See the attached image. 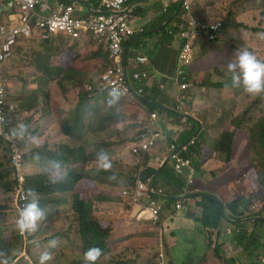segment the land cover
Segmentation results:
<instances>
[{
    "label": "rangeland",
    "instance_id": "1",
    "mask_svg": "<svg viewBox=\"0 0 264 264\" xmlns=\"http://www.w3.org/2000/svg\"><path fill=\"white\" fill-rule=\"evenodd\" d=\"M49 1L51 4L53 3V0ZM150 11H152V16L149 20H153V15L158 14L160 16L158 4L152 5ZM194 13L198 20L207 19L215 21L218 19L224 22V25L238 22L239 20L244 25L236 29L234 23H231L225 32L222 31L221 36L216 42H198L201 48L196 55L193 66L190 68L197 75H193L190 72L192 80H195L197 83L203 79L205 82L212 80L213 82L225 83L226 88L231 89L200 87L202 89H199L196 95L197 100L194 98L193 102L188 103L185 102L190 97L188 92L194 87H199L192 85L182 96H186V99L183 101L185 106H190L189 104H193L195 101L196 104L202 106L212 103L215 108L208 112L206 116L207 120L211 119L210 115H216V107L223 104L228 106V109L224 110V113L234 116L233 119L231 118V124L235 128L236 125H242L238 133L239 136L244 135L249 138V148L247 149L246 146L248 145L245 144L237 148L225 147L220 149L218 144L222 142V137L209 133L208 137H211V143L208 147L209 155L213 159H218L223 163L222 170L220 171L226 173L225 176L229 175L233 180L240 181L248 189L254 187L256 191H259V172L261 169L264 171V141L260 137V131L264 129V119L262 120L264 117V97L251 96L244 91L242 86L234 88L231 82V73L227 70V63L234 58L235 51L240 48H246L251 51L259 60L264 59V0H198ZM2 21L0 19V22ZM93 44L88 39L72 43L61 36L52 37L48 40L39 38L20 41L19 45L15 48L14 56L9 64V73L7 72L6 74L10 82L9 89L13 93L12 101L14 103L17 102V94L19 93L22 96L23 94L36 93L35 97L38 98L37 103L27 105L24 99L23 101L21 100V103L26 107H31L38 103H46L51 105L54 110L56 108V115H59L60 118L66 114L70 116V108L75 103L77 94L83 91V86L86 84H94L97 80L95 76L103 70L104 63L102 61L99 64L87 62L91 61L88 57L93 53L86 52L91 49ZM178 49L179 44L176 43L170 48V51L176 54ZM79 62H82V67H79V69L87 71H85L83 77L74 80L76 77L73 76L75 72L72 69L78 68L77 64ZM166 63L168 68H172L174 64L173 58L170 57ZM37 65H44L49 70L58 69L59 73L56 70L53 72L55 76L54 80L56 81L49 83L43 75L39 74L42 72L37 69ZM207 67H213V69L208 70ZM138 68H141L143 71H149L147 66ZM58 74H62L61 78H56ZM43 87H48V91L37 96ZM146 87L147 89L140 87V92L143 93V96L154 101V94L148 90L150 86ZM23 90L27 92L21 93ZM169 92L174 96L171 99L176 102L175 98L181 94L179 86H174ZM103 97L106 96L98 98ZM234 97H238L236 102ZM56 102H61L63 105L57 108ZM178 104L180 103L176 102L175 106ZM163 105L166 107V111L173 106L169 103ZM187 109L189 108L187 107ZM95 111L100 112V114H114L116 116L118 114L121 118L120 120L110 122L103 133H97L88 127L89 119L94 112L88 113L84 118L85 127L80 130L79 134H75L76 138L68 139L60 133H49L53 126L45 122L47 116L41 117L36 112L27 116L33 118L32 127L41 126L43 130L39 131L37 136L30 138L25 152L41 146L45 142L49 144L48 150L57 151L61 146H68L72 149L82 148L87 154L93 152L94 148L98 145L104 146V148H101V152L103 151L108 155L112 166L110 169L105 170L97 163L98 156L91 158L85 167L86 175L84 179L89 180L90 184L94 183L97 190L92 191L89 196L86 191H83L81 194L85 195V200L92 203L90 216L95 222L98 219L102 224L110 216L109 214H114L115 207L111 209L110 206L113 205L118 208V213L116 216H112L114 221L109 226L112 229L111 252H109L110 241H108L109 237H107V250L110 254L108 255L107 252L100 261L104 263L109 261L110 263L111 259H114L117 261L126 260L129 264H132V261H135L136 264H156L157 251L159 249L156 245L158 242L156 238H144L142 240L132 230L120 233L125 220L137 218L135 216L137 208L130 207L126 203L127 200L121 196V193L133 181L144 175L146 166H149V164L153 165L154 163V151L140 152L135 150L131 152L129 150L130 143L135 139L136 135L147 127L149 110L145 107L143 108L135 99L126 98L113 100L108 104L101 99ZM150 113L152 112L150 111ZM156 113L158 120L151 121L153 128L161 133H166L167 123L165 120L159 121L161 115L158 112ZM164 117L168 118L167 114H164ZM228 128V130L234 129L231 125ZM62 137L64 138L63 141H61ZM32 140H34V144H32ZM0 151L3 155V147L0 148ZM37 154V152L31 154L22 153L21 160L28 161V158ZM250 162H252V166ZM194 169L196 171L195 180L204 182L205 185L207 180H209L206 173L198 171L197 166H194ZM28 172L32 173L34 171ZM49 175L52 177L51 173ZM187 175L188 170H185L182 176L185 179V188H187ZM162 180L161 177H158L157 183L160 184ZM226 180L227 178L224 177L219 182L208 184V188H206L209 194H221L224 196V213L222 214L220 224L225 221L228 226L233 228L230 232L234 233L231 239L226 238L227 245H230L226 251L230 257H219V261L221 264H249L246 247L252 246L255 240L264 242V237L254 238L252 236L256 218H249L255 214V209L254 207H250L248 210H243L244 203L239 196L240 192L247 194V191L241 189L240 184L236 183H233L228 188V181ZM167 187H172V185H167ZM98 195L106 197L108 201L96 202L95 197ZM0 207H4V209H0V235L2 236V243L3 245L6 244L5 247L7 249L6 253L0 254V264H39L40 253L47 249L46 247L42 248L41 244L45 236L52 233H63L72 243H78V237L81 236L79 232V217L72 212L70 205H62L59 208L55 205L48 206L49 214L45 219L38 222L36 231L28 232L32 235V241L30 242L26 257L22 256V253L20 254L22 242L14 241V239L26 235V232L21 233L17 228V223L15 224V220L17 222L19 218L20 211L14 209L13 200L6 198L5 194L3 197H0ZM184 217H188V215ZM178 218L181 219V212ZM165 223L166 221L163 220L152 227L150 222L144 221L141 223L142 229L140 233L147 232L149 235H153L154 229V233H156L158 238L165 235L163 243L166 250L169 243H174V240L171 239V233L176 229H184V226L177 225V220L173 222L169 221L170 226L174 228L170 227L167 230ZM246 224L253 228H243ZM103 227H107V225L104 223ZM185 234L183 233L178 237L180 241L176 243L177 245L174 248L166 250L167 259H171L173 264H182L185 261L187 264H196L199 259L193 257V250L204 254L205 250L211 245V237L214 233H210L207 229L204 231L190 229L187 232L190 241H185V237L187 238ZM231 249L238 250L234 251ZM51 252L53 258L49 264H63L65 262L73 264L79 258V254H83L82 249L70 252L69 247L63 248L59 253ZM9 254L14 259L17 255L16 263H10L8 260ZM20 255L22 258H20ZM25 258L28 261H25ZM233 260H236V262L232 263L231 261ZM219 261L212 250L206 252L205 264H219ZM257 264H264L263 257L258 260Z\"/></svg>",
    "mask_w": 264,
    "mask_h": 264
},
{
    "label": "clouds",
    "instance_id": "2",
    "mask_svg": "<svg viewBox=\"0 0 264 264\" xmlns=\"http://www.w3.org/2000/svg\"><path fill=\"white\" fill-rule=\"evenodd\" d=\"M15 1L18 4L17 0H15ZM85 1H87L90 4L95 5V7H97V5H99L98 0H92V1L91 0H85ZM147 1L148 0H145V4H147ZM161 1L162 0H151V2L148 3L149 9L152 5L157 4L158 2H161ZM179 1H181V5L183 7V14L184 15H186L188 17H189V15H192V16L197 18L196 14L194 13V8H195L198 0L192 1L191 14H188L186 12V10L183 6V0H179ZM60 3L66 5V6L68 5L67 4L68 2H66L64 0H60ZM151 3H153V4L150 5ZM41 4H45L42 9L36 10V6H35L32 9V11L30 12L31 19H34V21L40 19L41 17H45V16L50 15L56 9L57 0L55 3H52V4L50 3L49 0H45ZM18 6H19V8L17 10L11 11L10 14L6 15L7 20H3L2 22H0V37L2 36V28L6 29L7 32L9 33L12 29L17 28V27H21L23 25L24 14H23V11L21 9V6L19 4H18ZM121 7H123V9H125L127 12H130V14L132 15V17L135 20V24L138 27H142L144 29V27L148 23L155 22V18H152L153 20H149L150 18L146 17L145 15L142 16V15L138 14V11L140 9L138 8L139 5L136 4V0H127L126 3L121 5ZM75 13L78 16H82V17L86 16V13H77V12H75ZM203 18H205V17H203ZM206 20H203V19L200 20L201 23L207 25V27L205 29L199 28L197 30L196 39H194L192 41L189 37H187L185 39H182L180 37V32H181V25H180L179 33L176 36L178 39L181 40V43L179 44L178 52L176 54H173L172 52H170L169 54H166L165 56L160 57L159 60H156L155 59L156 57L151 59V56L149 57L147 55H138V56L129 55L130 51L133 49V48H131L130 43L134 38H136L135 35L138 32L134 36L124 39L123 43H122L123 49H124L123 58H124V66H125V70H126V75H127V81H128V85H129V91L125 92V93H122V92L111 93L110 91H108L106 89L103 90V89L99 88L100 76L105 72V70L109 66L112 67L111 60L109 58L110 57V49H109V46L107 44H105L104 42H101V43L96 42L89 36L86 38H83L81 40H78V41H72L60 33H49V32L48 33H42L40 31H34L33 36L29 37V38H26V37L18 38L17 37L16 43L12 48V54H11L10 58L0 64V76H1L0 82L3 84L5 91H6V97L4 99L5 120L3 122H0V140L3 142L2 147H3L4 154L6 153L8 155V160H9L8 166L11 170V176H10L9 180L13 184V187L10 191L5 190V189H0V197H3L5 194L6 198L13 200L14 209L16 211L17 210L20 211L19 218H18L17 222L15 220V224L17 223V228L19 229V231L21 233L26 232L25 236L19 235L21 237L19 239L22 242V248L20 249V254L22 253V256L26 257L27 250L30 246V242L32 241V235H30L31 233H28V232L36 231L38 222L45 219V217L49 214L48 206L55 205L54 203H52L51 201H48V200H45L46 204H44L43 201L40 202L39 201V193L37 191H35L34 189L28 190V183H27L28 177L36 176V175L44 173V174H47V179L49 181H50V179H54L55 182H57V181H60L61 179H63V177L66 175L67 172H66L65 168L60 167L59 165L52 166V165H47V164L43 163L41 161L40 157L38 156V154L33 156L32 160L31 159L28 161H22L21 160L22 153L31 154V153H35L36 150L38 149L37 148L34 151L29 150V151L25 152V148L27 147V145H26L27 135H26V131H25L24 127L20 125L22 113L31 112L35 109H39L43 105H45L46 103H42V104L38 103L34 108H24L22 106L20 107V105L22 104L21 100L23 101V99L25 100V104H27V105L37 103L38 98L35 97L36 93L35 94L34 93L23 94V96L19 93V94H17V102L14 103L12 101L13 93H12V90L9 89L10 82L7 79L6 74L8 72L9 64L11 63V60L14 56L15 48L19 45V42L22 40H35V39H39V38L43 39V40H48L52 37L61 36V37H64L66 40H68L72 43H76V42L87 40V39H88V41L90 40L91 42H93L94 44L92 45L91 49L86 53H90V52L95 53L99 50H103V52H105L107 54V59L101 60L104 63L103 70L98 75L95 76V77H97L96 82L94 84L89 83V84H86L85 86H83V91H81L80 93H83V92L88 93V97L93 99V100L98 98L99 95L113 96V97H115V100L126 99V98L135 99L141 106H144L146 109H148L149 115L147 118V121H148L147 127L144 130L140 131V133L138 135H136V137L133 141L130 140L132 142L130 143L129 150H131V152H133L135 150H138L140 152L155 151L161 144H164L166 147V157L162 158V159L155 157L154 158V165H158V166L162 167L168 161V165L171 168V171L173 173V179L177 180V181L184 180V182L181 186V189H180L181 192H180L179 197L167 196L166 189L160 185L162 183H160L158 185L157 184L154 185L152 177L144 179V176L142 175L137 180L133 181L132 184L127 189L122 191L121 196L127 200L126 203L130 207L133 206V207H136L138 209V214L136 215L137 218L135 220L150 222L152 224V227L154 225H156L157 223L163 221V220L164 221H171L173 219L171 217L173 216L174 213H179L183 210L184 203L188 204L194 200L195 205L202 209V214H203V217H201L202 222L204 223L205 227L208 230H210L211 226L206 225V221H205L206 210H205V207H203V205H202V201H203L202 200V194H209V193L208 192H201V191H198L197 189H195L197 181L194 178L195 173H196V171L194 169V161L197 160L198 158H200V160H202L203 151L205 150V148L208 147L207 145L202 144L203 142H201L200 136H203V138H204V135L208 132L209 133H212V132L215 133V132H217V128H215V123L213 124L212 128L210 129V126H208L209 124H207V126H206L203 122H201V121H207L206 116L208 115V112L211 111L210 109L204 108L202 110H198L199 114L197 115V118L193 117L190 115V113L195 112V110L193 109L194 103L189 104L190 106H185L183 101L186 99V96H181L179 99V103L180 104L183 103V106L182 105L180 106V104L175 106L176 102H174L171 99L174 96H172L168 93L169 92V86H171V85L172 86L178 85L181 94H185V91H187L189 88H191L192 85L199 86V87L192 88L188 92V95H190V97L185 102L190 103V102H193L194 98L197 95V94H192V92L193 91L199 92V89H202L200 87H215V88H220V89H231V88H226L225 83L213 82L212 80L209 82H205L203 79L201 82L197 83L195 80H192V78L190 76V72H192L193 75H196L194 71L190 70V68L193 66L196 55L198 54V51L201 48V46L198 44V42H200V37H201V31L200 30L208 31L209 41L210 42H216L219 39V37L221 36L222 31L227 30L228 27L231 25V23H229L228 26H226V24L224 25V22H222L221 20H218V19L215 21H209V20L206 21ZM238 23H241V22L238 20ZM216 25H218L217 30L211 29L212 26L215 27ZM234 26L236 29L241 28V27H236V24H234ZM189 42H191L190 54L189 55L185 54V56L182 57L183 47L185 48ZM170 57L173 58L174 69H173L172 78L167 79L166 76L168 73V66H167L166 61ZM140 58H146V61L141 62L139 60ZM88 59H89V57H88ZM160 64H162V68H159ZM141 66H147L149 68V71L148 72L143 71L141 68H138ZM154 69H157L158 71L155 72ZM54 70L58 71V73H59L58 69H50V71L53 75V79H50L49 77H47L43 73H39V72L38 73L43 75L49 82H55L56 80H54L55 76L53 73ZM72 70H76V68H74ZM227 70L229 73H231V82H232V85L234 88L242 86L244 91L247 92L251 96L264 95V59L259 60L256 57V55H254L251 51L247 50L246 48H240V49H237L235 51L234 58L227 63ZM200 73L202 74V72H200ZM80 74H81V72L76 70V73L73 75L74 77H76V78H74V80L77 78L80 79L81 78ZM136 75H138V78H136ZM145 76H147L148 78L143 79V77H145ZM95 77H91V78H95ZM155 77L157 78L156 84L153 86H150L149 82L151 81L152 78H155ZM134 80H138V81L142 82L143 86H141V87L144 89H147L146 86H150V88L148 90H149V92L154 94V96H155L154 101L161 103V104H165V103L168 104L169 103V104L173 105L171 107V109H169L168 111L160 113L161 119H159V121L164 120V114H168L170 112H177L181 115V124L178 128L175 129L177 135L173 136V140L176 141V144L170 143L168 140V133H167L168 127L166 128V133H161L160 131L153 128V124L151 123V121L158 120L157 113H156L158 111L152 112L148 108V105L144 101L150 102L151 100L148 99L147 97L143 96V93L140 92V90H139L140 87H138V89L132 88V81H134ZM143 80H145V81H143ZM157 88H160L163 91V94L154 93L153 90H155ZM43 89H44V87L41 89V91H39L37 96L42 95L44 93ZM25 92H27V91L23 90L21 93H25ZM78 95H79V93H78ZM143 97H145V99H143ZM104 98L105 97L100 98V99L103 100ZM93 103L95 105L94 106L95 108L99 104V102H93ZM187 107L189 109H187ZM150 111L152 113H150ZM28 115H30V114H27V116ZM98 115H101L100 112ZM98 115L94 116V113H92V116L90 117L89 123H91L92 129L95 132L103 133L106 130V126L109 123H107L103 129L99 130L98 127L95 128V120H96ZM103 115H111V114H105L104 113ZM210 116L212 118H214V115H210ZM120 118L121 117L117 114V118L114 121L120 120ZM219 118L222 121H224V123H228V125H232L231 121L234 118V116L227 114V113L224 114L223 112H221ZM114 121H112V122H114ZM61 127L63 130L64 125L62 124ZM207 127H209V128H207ZM196 129H198V133L196 135H192V133ZM239 129L240 128L234 127V130H227V131H231V132L236 131V133H237ZM143 135H146V136L157 135L156 145L154 147L150 148L149 150H143L142 148H140L139 145L143 140V137H142ZM69 139H73V137H69ZM197 144H201L199 155L194 154V150L196 149ZM45 146L48 147L49 145L47 144ZM172 146H174L175 149H173ZM96 148H94L93 151H95ZM102 148H104V146H102ZM4 154L2 155V153L0 151V159H2ZM131 154H133V153H131ZM35 162L39 163V165H40L39 170H36L32 173L28 172V171H31L30 165L32 163H35ZM197 162H198V160H197ZM97 163L99 164V166L101 168H103L105 170L110 169L112 166L110 163L108 155L104 152H100L98 154ZM86 165L81 166L82 173H83L84 177L78 182L74 192H71V193H54L51 195V198L59 201V204L55 205L57 208H59L62 205H70L72 212L75 213L73 211V207H72V201H73L72 196H73V194L77 193L80 196L85 197V195H81L83 191H86L87 195L89 196L92 191L97 190V187L94 185V183L90 184L89 180L84 179L85 175H86L85 174ZM185 170H188L187 188H185V179L182 177ZM49 173L52 174V177L49 175ZM144 174H145V172H144ZM138 180H141L143 183L149 185V187L146 191L147 192V198H144V195H143L137 203H132V202H130V200L127 197L124 196L123 192L127 191V190H131L132 188H134L136 185V182ZM85 182H87V184H85ZM242 195L240 197L244 198V200H246L247 203L249 204L251 202V195H246V196L245 195L242 196ZM213 196L217 197V199H219L223 203V200L220 197H218L217 195H213ZM98 197H99V195L95 197L96 202H105L106 200H108L105 197L106 198L105 200L98 201V199H97ZM168 197L173 200L171 202L173 204V206H172L173 207V213H170V214H169L170 210L163 211V209L165 207V202L160 204V201L162 199H166ZM252 202H254V199L252 200ZM40 204H42L46 208L44 211L41 209ZM152 206L158 211L156 217H153L149 211L150 207H152ZM253 207L255 209L254 210L255 213H258L261 211V210H259L257 203H254ZM0 208L4 209V207H0ZM97 221H99V220L97 219ZM224 222L225 221H223L221 223V225H220L221 228H219V230H222V226H223ZM102 226H104V223H102ZM250 228H252V227H250ZM167 230H168V227H167ZM219 230L212 232L214 234L216 233L217 237H216V241L215 240H214L215 242L212 241L210 246L211 247L214 246L215 253H216V247L218 245H221L224 249V254H222V251H221L220 256L223 258H228L227 255H225V242L222 240L223 235L218 237ZM232 230H233V228L230 227L228 229V233L233 234V232H230ZM153 231H155V230L153 229ZM225 233H227L226 228H225ZM164 236L158 238V242L156 243V245L159 248L157 251L156 264H173L171 259H167L166 250H168V247L165 250V246L163 243ZM41 244H42V248L46 247L47 249H45L44 251H42L40 253L39 264H49V262L53 258L51 251L59 253L60 251L63 250V248L65 249V247H69L70 252L80 251L82 249V238L79 236L78 237V243H76V242L72 243V241H70L68 239V237L65 236V234H63V233L62 234L52 233L50 235L45 236V239H43L41 241ZM102 255H104V252L100 247L91 246L84 252L83 259H84L85 264H97V262L104 257L103 256L101 258ZM22 256L20 255V258H22ZM216 256L219 259V256L217 253H216ZM81 257H82V255L80 253L79 258H81ZM16 259H17V255H16L15 259L12 258L11 262L16 263L17 262ZM263 260H264V258H263ZM25 261H28L27 258H25ZM100 262L103 264H106L103 261H100ZM110 263H108V264H110ZM63 264H68V263L65 262Z\"/></svg>",
    "mask_w": 264,
    "mask_h": 264
},
{
    "label": "trees",
    "instance_id": "3",
    "mask_svg": "<svg viewBox=\"0 0 264 264\" xmlns=\"http://www.w3.org/2000/svg\"><path fill=\"white\" fill-rule=\"evenodd\" d=\"M157 4L159 7V14H160L159 19H157V22L159 23L160 28L158 30H155L158 23L156 21L150 22L144 27L143 31L138 32L135 35V37L145 38L149 35H152L156 31H162L164 32L165 35L163 38V47L167 48V45L170 44V40L172 41V38L176 37L179 33L180 30L179 23L182 22V18H183V7L181 5V1L175 3L173 2L172 4L169 3L165 7L161 2H158ZM140 15L144 16L143 14ZM231 23L236 24V27L244 26L243 24L238 23L237 21ZM226 26H228V24H226ZM147 54H149V52L147 51L145 45L141 47L137 44V42H135V46L129 53V55L132 56L147 55ZM151 57L155 58L156 54L153 53ZM96 58L106 60L107 54L102 50H99L89 56V60H93ZM37 69L40 72H42L44 75L49 77L50 79H53V75L51 71L48 68H46L44 65H37ZM61 76L62 74H58L56 78H61ZM147 78H148L147 76L143 77V79H147ZM141 86H143L142 82L138 80L132 81L133 89L136 88L138 89V87ZM153 92L157 94H163V91L160 88L153 90ZM101 96L103 95H99L98 97ZM259 97H264V95H260ZM78 98H79V102H78V106L75 109L74 118L70 120L65 125V127H63L64 133L68 137H73V138H76L75 134H79L80 130L85 127L84 118L88 113L94 112V116L99 114V112L95 111V107H94L95 105L93 102H99L101 100L100 98H96L93 100L89 98L88 93L85 92L79 93ZM143 99H145V97H143ZM103 100L108 104L113 100H115V97L107 95ZM144 102L148 105V108L152 112L158 111L159 113H162L167 110L163 104L158 103L156 101H150V102L144 101ZM21 106L24 108H34L36 105L31 107H26L22 103L20 107ZM167 117L169 119V123L173 126L174 129L180 126L181 115L179 113L170 112L167 114ZM116 118L117 116L114 114L98 115L95 120V128L98 127L99 130L103 129L107 123L114 121ZM263 119L264 117L262 118V120ZM88 127L92 128V125L89 122H88ZM236 127L241 128L242 125H236ZM167 133H168L169 142L176 144V141L173 140L174 130H168ZM197 133H198V129L194 130L192 135H196ZM236 135H237L236 131L225 132L222 135V142L218 144L219 148L223 149L225 147H231V148L234 147ZM260 137L264 141V129L260 131ZM200 139L201 142H204L203 136H200ZM2 146H3V142L0 140V148ZM200 146L201 144H197L196 149L194 150V154L196 155L200 154ZM47 148H48L47 146H44L36 150L41 161L47 165H52V166L59 165L60 167L65 168L67 173L63 177V179L57 182H55L54 179H50L49 181L47 179V174L44 173L36 176L28 177L27 179L28 190L34 189L35 191H37L39 193L40 202L43 201V203L46 204L45 200H48L54 203L55 205H57L59 204V201L51 198V195L54 193L74 192L78 182L84 177L81 166H85L91 158L97 157L98 154L101 152L102 146L100 145L97 146L95 151L88 154L85 153L82 148L72 149L68 146H61L57 151H51L48 150ZM32 158L33 157L31 156L28 159L32 160ZM8 164H9L8 155L5 153L2 159H0V189H5L10 191L13 187V184L9 180L11 176V170ZM168 166H169L168 161L162 167H159L158 165L149 164V166H146L144 170L145 172V174L143 175L144 179L152 177L154 185L156 184L158 185L157 183L158 177H161L163 180H170L172 178V174L169 172ZM259 179H260L259 191H256V188L251 187L252 189L251 202L245 207V210H248L250 207H253L252 200L254 199V201L256 200L255 203L258 204L259 210H261L260 212L255 213L253 216L250 217L251 219L256 218L254 221V232L252 233V236L254 238L264 237V189H263L264 171L262 169L259 172ZM85 184H87V182H85ZM97 199L98 201H103L106 198L99 195ZM72 200H73L72 201L73 211L79 217V221H80L79 232L81 235L80 237L82 238V250H83L82 257L77 259L73 264H85L83 255L84 252L91 246H98L103 250L104 255H102L101 258L106 255L107 253L106 239L109 229L103 227L99 221L96 220L95 222L92 220V217L90 216L92 210L91 202L85 200L83 196H80L77 193L73 194ZM202 200H203L202 205L203 207H205L206 210V214H205L206 225L211 226L210 230L215 232L216 230H219L221 225L220 222L222 220V214L224 213V204L219 199H217V197L211 194H202ZM172 201L173 200L169 197L166 199H162L160 201V204L165 202V207L163 211L170 210V208L173 206V204L171 203ZM40 207L43 211L46 209L42 204H40ZM250 227L252 226L246 224L243 228L249 229ZM223 232H224L223 230H219L218 237H220L223 234ZM14 241L21 242L19 238L14 239ZM5 245H3L0 235V254L6 253L7 249ZM9 248L11 249V247ZM221 251L222 254H224L223 247L221 245H218L216 247V253L218 254L219 257H221L220 256ZM246 252L248 254V262H250L251 264H257L258 260H260L262 257L264 258V242L261 240H255L252 246L246 247ZM226 254L227 253L225 252V255ZM8 260L10 262L12 260L10 254L8 255ZM121 263L116 260H113L110 264H121ZM131 263L136 264L135 261H132ZM97 264H103V263H101L99 260Z\"/></svg>",
    "mask_w": 264,
    "mask_h": 264
},
{
    "label": "crops",
    "instance_id": "4",
    "mask_svg": "<svg viewBox=\"0 0 264 264\" xmlns=\"http://www.w3.org/2000/svg\"><path fill=\"white\" fill-rule=\"evenodd\" d=\"M55 2H56V0H53V3H55ZM149 2H151V0H148L147 4H145V0H136V4L139 5L138 8L140 9L138 11V14H143L146 17L151 18L152 11H150V9H149V4H148ZM173 2L174 3L175 2H179V0H168V1H165V2L163 0L161 1V3L164 5V7L167 6L169 3L172 4ZM44 5L45 4H41V5L37 6L36 10L42 9L44 7ZM18 8H19V6H18V4L16 3L15 0H0V19L7 20L6 15L10 14L11 11L17 10ZM98 8L102 9V7L100 5H97V9ZM153 18H155V21L157 22V19H159V15L158 14L157 15H153ZM188 18H189L188 16L183 14L182 22L179 23V26L182 25L184 22H186L188 20ZM162 25H163V23H162ZM159 28H160V26H159V23H158L156 28H155V30H158ZM200 31H201L200 42L201 43L210 42L209 39H208V31H202V30H200ZM225 31H223V32H225ZM164 36H165L164 32L156 31L152 35H149V36H147L145 38H134L131 41L130 45H131V48H133L135 46V42H137V44L139 46H141V47L143 45H145L147 51L149 52V54H147V56L150 57L153 53H155L156 54V58L155 59L159 60L160 57L165 56L166 54H169L171 52L170 48L174 44H176V43L180 44L181 43L180 39H178L177 37H174V38H172V41L170 40V44L167 45V48H164L163 47V38H164ZM151 59H153V57H151ZM101 60L102 59H100V58H96V59H93V60L87 61V62H96L97 64H99V62ZM77 67L78 68H76V70L80 71L81 72L80 76L83 77L85 71H87V70L79 69V67H82V62H79L77 64ZM159 68H162V64L159 65ZM173 69H174V65L172 66V68H168V73H167V76H166L167 79L172 78ZM207 69L208 70H212L213 67H207ZM76 70H74L75 73H76ZM154 71L157 72L158 70L154 69ZM156 80H157L156 77L152 78L151 81L149 82L150 86L155 85L156 84ZM49 83H53V82H49ZM173 87L174 86H172V85L169 86V90L172 89ZM46 91H48V87H44L43 92H46ZM168 93L170 94V92H168ZM192 94H198V92L193 91ZM182 95L183 94H179V96H182ZM179 96L175 98L176 102H179V99H180ZM237 99H238V97H234L235 102H236ZM195 100H197V97H195ZM78 102H79V98H78V94H77V99H76L75 103L73 105H71V108H70V111H71L70 112V116H68V114H66V115H62L61 118H60L59 115H56V112H57L56 108L54 110L52 108V106L48 105V104H45L41 108L35 109V110L31 111V112L22 113V118H21V121H20V125L23 126L25 131H26V135H27V137H26V145L28 146L31 137L37 136L39 131L43 130V128L41 126L32 127L33 118L32 117H27V114L32 115L34 112H36V113L40 114L41 117H46L47 116V118L45 119V122L48 123L49 125L53 126L52 129L49 131V133H51V132L60 133V134H62V136H64V137L69 139V137L67 135H65V133L63 132L61 125L63 124L64 127H65V125L70 120H72L74 118L75 109L78 106ZM56 105H57V108H60L63 104L61 102H59V103L56 102ZM181 105L183 106V103H181L180 106ZM142 107L144 108V106H142ZM204 108H208V109H210L212 111L215 107H213L212 103H207L206 106H202V105L196 104V101H195L194 106H193V109L195 110V112L190 113V115L197 118V115L199 114L198 110H202ZM216 108H217V112H216V115H214V118L211 117L210 120H207L208 122L207 121H201V122H203L206 126H207V124H209L208 126H210V129L212 128L213 124L215 123V128H217V132H215V133L212 132L211 134L222 137V135L229 129L228 127L230 125H228V123H224V121H222L219 118V116H220L221 112L224 113V110L228 109V106L223 104L222 106H218ZM48 114H50V115H48ZM164 120L167 123V127H168L167 129L168 130H174L173 136H176L177 133H176L175 129L173 128V126L169 123V119L164 117ZM89 121H90V119H89ZM231 127H233V126L231 125ZM208 136H209V132L204 135V142L202 144L203 145H207L209 147V145L211 143V137H208ZM63 140H64V138L62 137L61 141H63ZM32 141H33L32 144H34V140H32ZM47 144L48 143L45 142L43 145L31 149V151H34L37 148L43 147V146H45ZM245 144L248 145V146H246V148L248 149L249 148V138L245 137L244 135L239 136V133L237 132V136H236L235 143H234V148H237L240 145H245ZM208 147L205 148V150L203 151L202 160H200V158H198L197 159L198 162H197V160L194 161V166L198 167V169H197L198 171H202V172L206 173L207 178H209V180H207V183L205 185H204V182L197 181L195 189H197L198 191H201V192H208L207 189H206V188H208V184H210L212 182H219L224 177H226L227 178L226 181H228V188H230L231 185H233V183H236L238 185L240 184L239 186H240L241 189H244L245 191H247V194H243L242 192H240L239 196H241L242 194L245 195V196L246 195H251V193H252L251 187L249 189L246 188L244 185H242V183L240 181H235L229 175L225 176L226 173L220 171V170H222L223 163H221L218 159H213V157H210ZM154 152H155V157L156 158H159V159L165 158L166 157V147H165V145L161 144ZM153 165H154V163H153ZM250 165L252 166V162H250ZM39 168H40V165L37 162L32 163L30 165V170L36 171V170H39ZM168 168H169V172L172 174V178L170 180H163L161 182L162 184H160V185L166 189L167 196L179 197L180 196V192H181L180 189H181V186H182L184 180H180V181L174 180L171 168L169 166H168ZM167 185H172V187H167ZM217 196L220 197L222 200L224 198V196H222L221 194H218ZM240 199L243 200V203H244L243 210H245V207L248 205V203H247L246 200H244V198L240 197ZM106 201H108V200H106ZM163 201H165V200H163ZM113 207H115L114 214H109L110 216L107 217L105 219V222H104L107 225L106 228L110 229L109 232H108V235H107V237L109 236L108 241H110V244H109L110 250H109V252H111V236H112V229L109 226L114 221V218L112 216H116L117 213H118V208L116 206H113V205L110 206L111 209ZM170 213H173V207L170 208L169 214ZM137 214H138V209L135 212V216ZM179 214H180V212L179 213H174L173 216L171 217V218H173L171 221L173 222V221L177 220V225H183L184 229L183 228L176 229L174 232L171 233V235L173 236V237L171 236V239L174 240V243L173 244H171V243L168 244V249L169 250L174 248L177 245L176 243H178L180 241V239L178 237H180L183 233H186L185 236H187V232L190 229H199V230H202V231L207 229L205 227L204 223L201 220V217H203L202 209L195 205V201L194 200L191 201L188 204L184 203L183 210L181 211V219L178 218ZM185 215H188V217H184ZM122 220H124V219H122ZM143 222L144 221H139V220H135V219L125 220V222L123 223V227H122L120 233H125V232H128V231L132 230V232L135 235H139L142 240H144V238H148V239L156 238L158 240V236L156 235V233H154V231H153V235H149L147 232L143 233V234L140 233V231L142 229L141 223H143ZM165 225H167L168 230H169V228L171 227L170 224H169V221H166ZM187 226H189V227H187ZM171 228H174V227H171ZM225 228H226V232L227 233H225ZM229 228H230V226H228L227 223L224 222L223 226H222V230L224 231L223 234H222L223 235L222 240L225 242V252L226 253H227L226 250L229 249V247H230V245H227L226 238L227 239H231L234 236V233L233 234H229L228 233V229ZM209 232L211 233L213 231L209 230ZM216 237H217L216 233L212 235L211 243L214 240L216 241ZM187 238H188V236H187ZM187 238L185 237V241H190L189 238L188 239ZM209 250H212L214 255H215V257L217 258L214 246L213 247L210 246L208 249H206L204 254H200L199 251L193 250V257H197L199 259L196 264H200V263L201 264H205L206 252L209 251ZM231 250L237 251L238 249H231ZM107 252H108V250H107ZM109 252H108V255L110 254ZM226 255H227L228 258L230 257L228 255V253ZM111 260L113 261L114 259H111ZM217 260L219 261L218 258H217ZM118 262H120V263L123 262L121 264H129V262H126V260H118ZM231 262L235 263L236 260H233ZM108 263H109V261L106 262V264H108ZM248 263L251 264L250 262H248ZM182 264H187V262L186 261L182 262ZM219 264H221L220 261H219Z\"/></svg>",
    "mask_w": 264,
    "mask_h": 264
},
{
    "label": "built area",
    "instance_id": "5",
    "mask_svg": "<svg viewBox=\"0 0 264 264\" xmlns=\"http://www.w3.org/2000/svg\"><path fill=\"white\" fill-rule=\"evenodd\" d=\"M45 0H17L23 11V25L12 29L9 33L2 28L0 37V64L10 58L12 48L16 43L17 37H32L34 31L42 33H60L72 41H78L86 37H91L96 42H104L110 49V60L112 67H108L100 76L99 88L106 89L111 93L128 92L129 85L127 81L126 70L123 58V40L134 36L137 32L143 31L142 27L135 24V20L123 7L122 4L127 0H98V8L85 0H64L68 2L67 6L57 0L56 9L48 16L41 17L34 21L31 19L30 12ZM193 0H183V6L188 14H191V4ZM78 8V9H77ZM78 10V11H77ZM77 13H86V16H78ZM207 25L201 23L196 17L189 15L186 22L181 25L180 37L185 39L189 37L196 39L197 30L205 29ZM218 25L211 27L217 30ZM213 38V37H212ZM191 42L183 47L182 57L189 55ZM141 62L146 58H140ZM138 78V75H136ZM1 80V76H0ZM6 91L0 82V122L5 120L4 99ZM140 148L149 150L156 145L157 135H143ZM175 149L174 146H172ZM180 161V160H179ZM149 185L141 180L131 190L124 191L123 194L130 202L137 203L144 195L147 198V189ZM154 204V203H153ZM151 215L156 217L158 211L152 206L149 209Z\"/></svg>",
    "mask_w": 264,
    "mask_h": 264
}]
</instances>
